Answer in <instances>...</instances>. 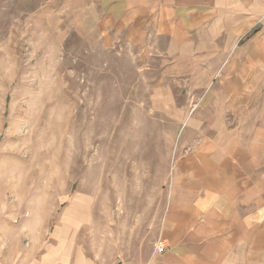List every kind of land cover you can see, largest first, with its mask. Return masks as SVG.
I'll use <instances>...</instances> for the list:
<instances>
[{"label": "rangeland", "instance_id": "rangeland-1", "mask_svg": "<svg viewBox=\"0 0 264 264\" xmlns=\"http://www.w3.org/2000/svg\"><path fill=\"white\" fill-rule=\"evenodd\" d=\"M78 3L0 0V264H147L201 109L188 62L105 44Z\"/></svg>", "mask_w": 264, "mask_h": 264}, {"label": "crops", "instance_id": "crops-1", "mask_svg": "<svg viewBox=\"0 0 264 264\" xmlns=\"http://www.w3.org/2000/svg\"><path fill=\"white\" fill-rule=\"evenodd\" d=\"M78 1L69 10L79 26L85 19L105 44L124 36L147 55L185 60L203 96L147 264H264V0Z\"/></svg>", "mask_w": 264, "mask_h": 264}, {"label": "built area", "instance_id": "built-area-1", "mask_svg": "<svg viewBox=\"0 0 264 264\" xmlns=\"http://www.w3.org/2000/svg\"><path fill=\"white\" fill-rule=\"evenodd\" d=\"M157 249H158V252H162L164 250L163 247H158Z\"/></svg>", "mask_w": 264, "mask_h": 264}]
</instances>
